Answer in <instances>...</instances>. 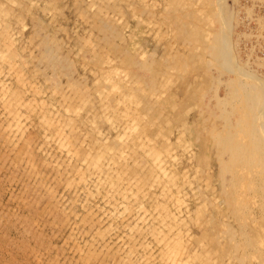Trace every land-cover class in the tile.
<instances>
[{"label":"rangeland","instance_id":"rangeland-1","mask_svg":"<svg viewBox=\"0 0 264 264\" xmlns=\"http://www.w3.org/2000/svg\"><path fill=\"white\" fill-rule=\"evenodd\" d=\"M0 264H264V0H0Z\"/></svg>","mask_w":264,"mask_h":264}]
</instances>
